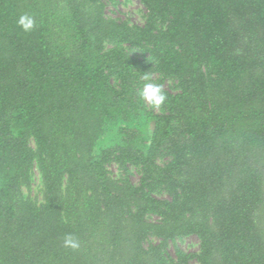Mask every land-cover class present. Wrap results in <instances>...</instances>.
<instances>
[{
    "label": "trees",
    "instance_id": "16d2710c",
    "mask_svg": "<svg viewBox=\"0 0 264 264\" xmlns=\"http://www.w3.org/2000/svg\"><path fill=\"white\" fill-rule=\"evenodd\" d=\"M139 1L145 22L129 26L100 0H64L61 23L36 0H0V264H170L167 242L190 234L197 264H264V0ZM147 71L177 82L160 113L138 96ZM140 112L147 148L128 136L94 153L108 121ZM34 165L40 203L21 196Z\"/></svg>",
    "mask_w": 264,
    "mask_h": 264
},
{
    "label": "rangeland",
    "instance_id": "374dc122",
    "mask_svg": "<svg viewBox=\"0 0 264 264\" xmlns=\"http://www.w3.org/2000/svg\"><path fill=\"white\" fill-rule=\"evenodd\" d=\"M36 2V8L38 10H45L48 13L54 14L58 21L60 23L62 22L63 14L65 12L64 0H36ZM100 3L103 7L102 13L105 19L122 21L127 23L129 26L143 25L145 22L147 10L139 0H100ZM113 45L114 44L105 43V48H109ZM118 45L144 64H152V60L148 53L141 51L139 48L129 46L128 44ZM146 74L151 77L149 82L158 83L171 93H176L178 91L175 79L170 77L163 78L161 74L154 71H147ZM143 104L148 110H152L156 113L162 112L161 107L153 108L147 105L144 101ZM152 128V122L147 120L143 112H140L137 116H132V118L126 120L122 117L110 120L106 123L104 133L97 140L93 151L94 153H97L106 147H112L117 143L122 142L124 138L128 136H132L133 140L140 148H147L150 142ZM29 144L32 148H35L32 138L29 139ZM167 159V156H159L157 158L159 163H162ZM106 168L109 176L116 180L127 179L134 185L139 183L140 172L137 167L129 166V171L127 173H123L115 163L111 162L107 164ZM29 176V185L21 187V196L33 202L40 203L43 200L42 184L40 173L36 165L32 167ZM161 195L162 192H159L158 196ZM146 218L150 221L158 219L155 215H147ZM256 221L259 229L261 230L264 241V207L259 212ZM93 233L96 234L97 232H90V234ZM158 241L159 239L156 236L150 234L143 241V245L147 247L150 243H156ZM199 248V239L196 235H185L167 242L165 256L170 264H174L178 261L177 254L181 251L189 255L187 258L188 264H197L192 255L196 254L199 251Z\"/></svg>",
    "mask_w": 264,
    "mask_h": 264
},
{
    "label": "clouds",
    "instance_id": "9594fccd",
    "mask_svg": "<svg viewBox=\"0 0 264 264\" xmlns=\"http://www.w3.org/2000/svg\"><path fill=\"white\" fill-rule=\"evenodd\" d=\"M17 25L25 32H32L36 26L37 21L32 13L24 12L20 14L16 20ZM145 83L142 88L138 91V96L147 105L153 108H159L167 100V94L165 93L163 87L158 83L149 82L151 77L145 74L143 77ZM81 246V241L78 237L71 233H66L64 236V247L71 250H78Z\"/></svg>",
    "mask_w": 264,
    "mask_h": 264
}]
</instances>
